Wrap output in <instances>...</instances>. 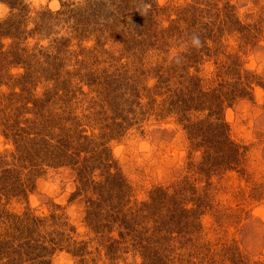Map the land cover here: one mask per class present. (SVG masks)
Returning <instances> with one entry per match:
<instances>
[{
  "label": "rangeland",
  "instance_id": "374dc122",
  "mask_svg": "<svg viewBox=\"0 0 264 264\" xmlns=\"http://www.w3.org/2000/svg\"><path fill=\"white\" fill-rule=\"evenodd\" d=\"M40 99L86 135L127 117L106 156L138 238L90 213L57 134L17 142ZM25 237L50 264H264V0H0V264H32Z\"/></svg>",
  "mask_w": 264,
  "mask_h": 264
},
{
  "label": "trees",
  "instance_id": "16d2710c",
  "mask_svg": "<svg viewBox=\"0 0 264 264\" xmlns=\"http://www.w3.org/2000/svg\"><path fill=\"white\" fill-rule=\"evenodd\" d=\"M33 105L34 108H32L31 111L34 116L33 120L27 118L23 122L25 123L24 127H15L12 129L14 130V136L17 139V142H22L24 137L25 141L28 140L27 142L37 147L38 136L54 137V134H57L58 145L55 146V151L48 153V156L54 158H57L58 156L59 158L64 159L63 162L71 164L72 166H78V170L80 172L78 181L80 183L79 186H81L79 190H81L82 192H86L87 194H94V196H91L89 199L90 210L91 208L93 209V211L90 213H94L95 209L99 207V205H104L105 202V205H107V207L103 208L102 213L100 212L98 216L97 212L94 213L95 216L98 217V220L103 222V224H105L108 228L119 229L120 233L123 235L125 231H129L132 233L133 239L138 238L137 229H135V223L139 215L143 213L141 211L142 208L138 210L133 209L128 213H123L121 209L117 210L115 208L116 203L119 201L117 197L119 195L121 196L122 192H126L130 186L128 185V182L123 177V175H121L118 163L114 159L113 154L106 156V153L108 152V150H110L108 149L109 147H107V138L114 139L117 135L120 134V132L126 129L127 126L125 124L127 123V117L125 119V117H123V115L121 114L119 115L121 117H116L114 119L108 117V119L105 118L101 120L99 119V121L96 120L98 123H100L99 127L101 129V132L99 134H96L94 132L92 135H86V131L82 130L81 125L78 123L80 122V118H78V116L75 118L76 122L69 123L70 120L68 119V117H65L66 114L61 115L60 113H56V111L52 110V112L50 113L49 111L47 115L44 111L45 103L41 99L35 100ZM90 115H88L86 118L92 121V116ZM225 125L226 124H224L223 126ZM70 126H73L74 128ZM221 126L222 125H220L219 127ZM28 129H31L32 131L27 132ZM218 140L228 141V144H230V149L233 150L235 144L232 141H229L227 138L224 139V136H219ZM85 144L96 147L98 148V150H95V152L93 151L94 153L91 151H86L92 154L88 155L87 157H83L82 154L85 151H82L81 149H79V147L84 146ZM93 169L103 170L100 179L95 180L93 178L95 171ZM109 206H112L113 208H110ZM106 209H108V211H106ZM55 216L56 215L40 218L31 214L28 216V220L31 221V228H35L34 233H40V226H42L50 219H53ZM26 239L27 237H25L24 240L21 239L17 241V243L13 245V248L17 251V253L23 257H31L30 260H34H32V264H50L51 258L57 250L58 243H56L55 241H51V243L47 245L46 243L45 245L43 243H39V247L37 250L39 255L37 256V258H35V255L30 252H24V249L25 247L27 248V245H31L34 243L36 244V240L34 238H28V242L26 243Z\"/></svg>",
  "mask_w": 264,
  "mask_h": 264
},
{
  "label": "clouds",
  "instance_id": "9594fccd",
  "mask_svg": "<svg viewBox=\"0 0 264 264\" xmlns=\"http://www.w3.org/2000/svg\"><path fill=\"white\" fill-rule=\"evenodd\" d=\"M191 46L192 47H196V48H199L202 46V41L200 39V37L198 35H193L192 38H191ZM176 55V53L174 52L172 54V57L174 58Z\"/></svg>",
  "mask_w": 264,
  "mask_h": 264
}]
</instances>
